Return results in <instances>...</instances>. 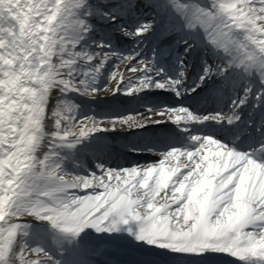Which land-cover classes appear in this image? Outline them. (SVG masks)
<instances>
[{
	"label": "snow or ice",
	"instance_id": "1",
	"mask_svg": "<svg viewBox=\"0 0 264 264\" xmlns=\"http://www.w3.org/2000/svg\"><path fill=\"white\" fill-rule=\"evenodd\" d=\"M170 2L186 29L203 27L206 40L223 54L224 62L205 61L199 82L187 88L190 71L185 59L179 61L178 75L172 76L158 66L155 56L145 60L135 51L128 56L116 53L118 61L133 62L128 70L139 76L125 83L114 66L109 75L119 79L111 94L163 90L183 96L214 77L228 82L239 75L246 84L230 111L198 115L178 105L159 112L149 107L141 119L132 114L81 116L80 106L68 95L91 98L108 90V82L103 88L96 82L108 53L114 52L104 51L111 49L104 43L97 46L100 52L77 50L90 28L79 17L86 0H0V264H61L44 248L28 245L27 217L49 222L62 243L76 247L89 228L110 235L127 231L173 264H214L220 255L264 264V160L251 153L212 136L195 135V145L172 148L158 163L143 166L98 165V172L85 175L70 173L58 162L57 145L73 147L94 133L115 131L118 125L137 129L165 121L208 120L232 124L240 120L239 109L250 99L253 107L264 105V0H211L207 7ZM155 27L147 20L135 31H120L135 39L153 33ZM183 42L187 54L193 44ZM53 90L60 96L50 107ZM49 115L54 130L46 132ZM45 137L49 150L41 155Z\"/></svg>",
	"mask_w": 264,
	"mask_h": 264
},
{
	"label": "bare ground",
	"instance_id": "2",
	"mask_svg": "<svg viewBox=\"0 0 264 264\" xmlns=\"http://www.w3.org/2000/svg\"><path fill=\"white\" fill-rule=\"evenodd\" d=\"M202 6H210L211 0H193ZM82 8V7H81ZM201 33L203 36L204 29L201 28ZM130 54V53H129ZM128 54V55H129ZM222 56L223 54L220 53ZM127 55V56H128ZM224 57V56H223ZM146 60V59H145ZM114 61H118L115 59ZM132 63L128 59L120 60V63L117 66L118 73L123 75L124 82L126 83L129 78H137L139 73H134L130 70H126V68ZM110 69L108 72L113 70L112 63L109 65ZM141 64H139V68ZM126 70V71H125ZM231 71V70H230ZM119 77L116 80L111 79V85H108V90H111L115 87ZM105 82V80H104ZM98 87V85H96ZM124 87V86H122ZM108 90H102L98 92L94 97H84L82 98L87 103H96V104H103L108 102L111 99H117L119 101H130L132 98L127 96L124 99V94L117 93L115 95L111 94V91L106 92ZM59 91L53 90L52 98L50 99V104L52 101L58 96ZM128 106L126 108H122V113H125V116L128 114H132L136 117V119H141L142 115H147L146 106L144 108H140L142 110L133 112L134 109ZM264 107L261 106L259 110L263 109ZM161 109L159 111H162ZM157 111V112H159ZM195 113V112H194ZM81 116L90 115V112L84 111L80 114ZM119 115L115 114L114 116ZM110 117V116H109ZM153 120L156 119H166L161 118L159 116H153ZM167 122V121H166ZM107 124L108 121H105ZM173 123V122H172ZM45 124V131L54 130V123L50 117H47L44 121ZM174 124V123H173ZM120 126H117V130H120ZM126 131V134L129 135L131 132L132 135L134 132H138V134H142L147 129L145 128H137V129H123ZM122 132V131H121ZM125 133L119 134L120 137L125 136ZM104 135H106V131L94 133L89 138L84 139L80 144H77L73 147H69L68 145H57V147H62L64 153L68 154L69 156L73 157L75 155H80L83 148L88 146L94 147L96 142L103 140ZM108 135V134H107ZM131 136V135H130ZM219 140V139H218ZM93 143V144H92ZM49 150V141L48 137H45L43 144L41 145L39 154H43ZM130 151H132L130 149ZM135 153H144L145 150L143 149H135L133 150ZM106 154H109V151H105ZM114 153V152H111ZM159 155V160L162 158L163 153H155ZM158 160V161H159ZM156 161L155 163H158ZM152 164V163H151ZM146 165V164H143ZM141 165V166H143ZM89 174V173H87ZM25 223L29 222L33 226V230L35 233V237L38 240H46L48 241L47 250H49L54 256V259L62 261L61 264H173V261L165 256L160 250L153 249L151 246L144 242L137 241L134 236H132L127 231L122 233H97L94 229H86L85 232L81 233L79 237V244L80 247H76L74 243H62L56 235V230L52 228L49 222L36 219L34 217H27L25 218ZM20 238H17V243L20 244ZM223 258L224 260L219 261L217 259ZM226 261V262H225ZM225 262V263H223ZM245 261H241L238 258L231 257V256H224L220 255L215 258L214 264H243Z\"/></svg>",
	"mask_w": 264,
	"mask_h": 264
},
{
	"label": "rangeland",
	"instance_id": "3",
	"mask_svg": "<svg viewBox=\"0 0 264 264\" xmlns=\"http://www.w3.org/2000/svg\"><path fill=\"white\" fill-rule=\"evenodd\" d=\"M87 6V5H86ZM83 11H84V8L83 9H81V10H79V14L80 13H82V14H80L79 16H82L84 13H87V14H85V15H88V14H92V12L91 11H85L84 13H83ZM84 20H86L85 18H84ZM87 21V23H89V20H86ZM84 41V38L82 37V39H81V41H80V43L77 45V50H80V51H83V49H84V47H83V45H85V43L83 42ZM88 43V42H87ZM87 51L89 50L88 48L86 49ZM67 58V57H66ZM93 63H96V62H93ZM107 66V65H106ZM105 66V67H106ZM138 66V63H135V67H137ZM105 67H104V69H105ZM128 68H129V66L126 68V70H128ZM102 70L101 71V73H100V75H104V76H106L107 77V82H108V85L110 86L111 85V80H110V75H108V73L106 74V72H105V70ZM125 70V71H126ZM115 71H117V70H115ZM77 78H81V77H77ZM99 80H100V78H99ZM106 82V83H107ZM97 83V82H96ZM106 83H104V84H100L98 87H100V88H103V86L106 84ZM109 91V90H108ZM108 91H106V92H108ZM60 96V94H58V96L57 97H59ZM80 96H83V95H80ZM56 97V98H57ZM84 97V96H83ZM56 98L52 101V103L50 104V107L52 106V105H54L55 104V102H56ZM67 99L69 100V101H71L72 103H75V101H74V99L72 98V96L69 94L68 95V97H67ZM80 106V105H79ZM79 114H80V110H79ZM49 117H50V115H49ZM51 118V117H50ZM53 121V123H54V120H52ZM110 131V130H109ZM48 151V150H47ZM46 151V152H47ZM57 152V157L60 155V150H57L56 151ZM58 162L63 166V168L64 169H67V165H66V163L62 160V158H60V160H58ZM152 162H154V160H151V161H149L147 164H150V163H152ZM146 164V165H147ZM95 169H98V170H92V169H89L87 172H98L99 171V168H96L95 167ZM69 172V171H68ZM70 173H76V174H87L86 172H70ZM99 174V173H98ZM26 224L28 225V227H27V229H26V232H27V235H26V237H25V240H26V242L28 243V245L30 246V247H37V246H39V247H42V248H44L45 249V251H47V252H49L50 254H51V256L54 258V256L55 255H53L49 250H47V248H46V242H44V240L42 241H40V240H38L36 237H35V233H34V230H33V226L29 223V222H26ZM20 244H22L23 243V241L22 240H20V242H19ZM61 263H62V261H61Z\"/></svg>",
	"mask_w": 264,
	"mask_h": 264
}]
</instances>
